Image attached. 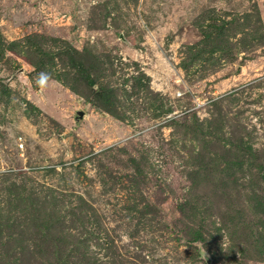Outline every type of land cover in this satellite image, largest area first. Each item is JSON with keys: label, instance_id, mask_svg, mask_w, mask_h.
Returning a JSON list of instances; mask_svg holds the SVG:
<instances>
[{"label": "rangeland", "instance_id": "rangeland-1", "mask_svg": "<svg viewBox=\"0 0 264 264\" xmlns=\"http://www.w3.org/2000/svg\"><path fill=\"white\" fill-rule=\"evenodd\" d=\"M0 264H264V0H0Z\"/></svg>", "mask_w": 264, "mask_h": 264}, {"label": "clouds", "instance_id": "clouds-1", "mask_svg": "<svg viewBox=\"0 0 264 264\" xmlns=\"http://www.w3.org/2000/svg\"><path fill=\"white\" fill-rule=\"evenodd\" d=\"M49 74L48 73H40L38 79H37V84L40 85V86H44L46 85L48 79H49Z\"/></svg>", "mask_w": 264, "mask_h": 264}]
</instances>
